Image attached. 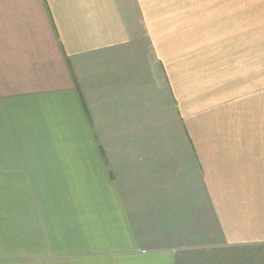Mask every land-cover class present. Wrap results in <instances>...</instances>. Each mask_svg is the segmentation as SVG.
I'll use <instances>...</instances> for the list:
<instances>
[{"label":"crops","instance_id":"obj_1","mask_svg":"<svg viewBox=\"0 0 264 264\" xmlns=\"http://www.w3.org/2000/svg\"><path fill=\"white\" fill-rule=\"evenodd\" d=\"M0 264H264V1L0 0Z\"/></svg>","mask_w":264,"mask_h":264},{"label":"rangeland","instance_id":"obj_2","mask_svg":"<svg viewBox=\"0 0 264 264\" xmlns=\"http://www.w3.org/2000/svg\"><path fill=\"white\" fill-rule=\"evenodd\" d=\"M259 1H264V0H258V2H259Z\"/></svg>","mask_w":264,"mask_h":264}]
</instances>
